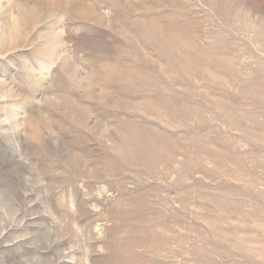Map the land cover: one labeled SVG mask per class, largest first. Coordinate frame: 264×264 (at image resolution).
Listing matches in <instances>:
<instances>
[{
	"label": "rangeland",
	"instance_id": "obj_1",
	"mask_svg": "<svg viewBox=\"0 0 264 264\" xmlns=\"http://www.w3.org/2000/svg\"><path fill=\"white\" fill-rule=\"evenodd\" d=\"M0 264H264V0H0Z\"/></svg>",
	"mask_w": 264,
	"mask_h": 264
}]
</instances>
